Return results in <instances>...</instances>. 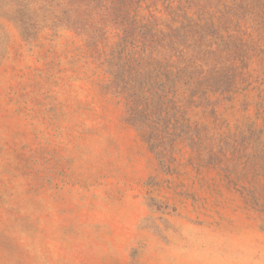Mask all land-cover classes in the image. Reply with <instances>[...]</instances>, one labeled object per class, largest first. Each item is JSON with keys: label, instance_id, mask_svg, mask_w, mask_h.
Instances as JSON below:
<instances>
[{"label": "rangeland", "instance_id": "obj_1", "mask_svg": "<svg viewBox=\"0 0 264 264\" xmlns=\"http://www.w3.org/2000/svg\"><path fill=\"white\" fill-rule=\"evenodd\" d=\"M103 1L0 0V264H264V0H171L210 11L237 43L219 59L256 84L162 149L103 63L134 35Z\"/></svg>", "mask_w": 264, "mask_h": 264}, {"label": "trees", "instance_id": "obj_2", "mask_svg": "<svg viewBox=\"0 0 264 264\" xmlns=\"http://www.w3.org/2000/svg\"><path fill=\"white\" fill-rule=\"evenodd\" d=\"M132 1L136 6L128 11L127 17L126 8ZM146 1L112 0L120 4L119 9L133 27L134 35L129 39L120 36V43L114 44L110 53H103V63L111 69L129 100L140 102L132 105L130 100L129 120L140 132L149 135V143L155 149L173 142V133L178 131L181 139L195 144L201 132L191 120V110L201 108L218 122L217 107L232 102L256 83L248 76L245 64L229 66L219 59L237 43L231 36L223 35L228 31L215 21L210 11L191 15L192 11L185 10L180 1L178 5L168 0L173 17L168 23H159L153 12L144 14V9L150 7ZM103 3L102 8L110 9ZM198 22L205 25L203 34L196 32ZM252 135L257 136L255 142L259 143L262 132L254 131L244 138L252 139ZM228 140L225 131L213 138L221 147ZM199 141L202 143L203 139Z\"/></svg>", "mask_w": 264, "mask_h": 264}]
</instances>
